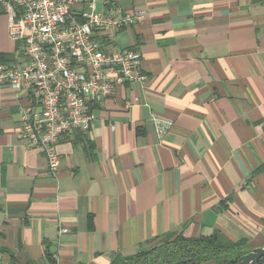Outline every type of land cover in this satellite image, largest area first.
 <instances>
[{
  "label": "crops",
  "instance_id": "1",
  "mask_svg": "<svg viewBox=\"0 0 264 264\" xmlns=\"http://www.w3.org/2000/svg\"><path fill=\"white\" fill-rule=\"evenodd\" d=\"M107 5L144 14L114 45L137 50L148 78L92 106L56 174L20 137L30 94L0 85V264H112L173 231L264 247V0ZM18 47L0 10V56Z\"/></svg>",
  "mask_w": 264,
  "mask_h": 264
},
{
  "label": "built area",
  "instance_id": "2",
  "mask_svg": "<svg viewBox=\"0 0 264 264\" xmlns=\"http://www.w3.org/2000/svg\"><path fill=\"white\" fill-rule=\"evenodd\" d=\"M102 1L0 0L10 38L19 43V59L0 62V85L30 94L29 106L21 108L20 137L43 151L52 174L61 163L59 142L91 130L92 106L113 97L117 87H138L148 78L137 50L114 45L144 14L117 5L99 10ZM157 124L163 135L168 126ZM45 264L61 263L52 255Z\"/></svg>",
  "mask_w": 264,
  "mask_h": 264
},
{
  "label": "trees",
  "instance_id": "3",
  "mask_svg": "<svg viewBox=\"0 0 264 264\" xmlns=\"http://www.w3.org/2000/svg\"><path fill=\"white\" fill-rule=\"evenodd\" d=\"M0 62L11 60L0 56ZM144 250L131 256L117 255L112 264H237L240 257L250 252L245 241L234 242L219 230L211 235L187 237L183 231L161 234L148 241ZM52 255L48 253V258ZM256 264H264V257Z\"/></svg>",
  "mask_w": 264,
  "mask_h": 264
},
{
  "label": "water",
  "instance_id": "4",
  "mask_svg": "<svg viewBox=\"0 0 264 264\" xmlns=\"http://www.w3.org/2000/svg\"><path fill=\"white\" fill-rule=\"evenodd\" d=\"M263 257L264 247L254 248L241 256L237 264H256Z\"/></svg>",
  "mask_w": 264,
  "mask_h": 264
},
{
  "label": "rangeland",
  "instance_id": "5",
  "mask_svg": "<svg viewBox=\"0 0 264 264\" xmlns=\"http://www.w3.org/2000/svg\"><path fill=\"white\" fill-rule=\"evenodd\" d=\"M249 250V249H248Z\"/></svg>",
  "mask_w": 264,
  "mask_h": 264
}]
</instances>
